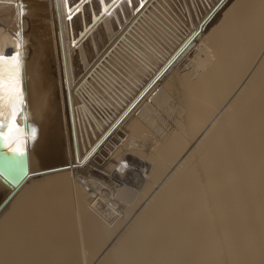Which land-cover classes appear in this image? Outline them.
I'll return each instance as SVG.
<instances>
[{
  "label": "bare ground",
  "instance_id": "6f19581e",
  "mask_svg": "<svg viewBox=\"0 0 264 264\" xmlns=\"http://www.w3.org/2000/svg\"><path fill=\"white\" fill-rule=\"evenodd\" d=\"M16 52L0 264H264V0H0Z\"/></svg>",
  "mask_w": 264,
  "mask_h": 264
},
{
  "label": "snow or ice",
  "instance_id": "6c2138e0",
  "mask_svg": "<svg viewBox=\"0 0 264 264\" xmlns=\"http://www.w3.org/2000/svg\"><path fill=\"white\" fill-rule=\"evenodd\" d=\"M104 14L111 20H115L121 11H131L139 14L145 7L147 0H121L117 4V0H99ZM112 9H115L113 12ZM69 13L73 11L71 7ZM79 11V9H76ZM72 16L69 15L68 19ZM7 63L10 66V74L5 75L0 68V140H3L4 147L8 149L13 161L22 163V158L27 152L26 142L20 138L19 125L16 122L18 114L23 111L24 93L21 87L20 68L22 61L20 53L14 55L0 54V66ZM35 129L32 130L33 139L35 138ZM126 162H121L120 170L123 171L127 167Z\"/></svg>",
  "mask_w": 264,
  "mask_h": 264
},
{
  "label": "water",
  "instance_id": "95a60500",
  "mask_svg": "<svg viewBox=\"0 0 264 264\" xmlns=\"http://www.w3.org/2000/svg\"><path fill=\"white\" fill-rule=\"evenodd\" d=\"M212 18V16H210V18H209V20ZM0 164H1V162H0ZM26 172V171H25ZM25 172H23V173H25ZM22 173V174H23ZM0 181L2 182V183H4L7 187H9L10 188V186L12 185L11 183H10V179L7 177V175H5V173L3 172V171H1L0 170Z\"/></svg>",
  "mask_w": 264,
  "mask_h": 264
}]
</instances>
